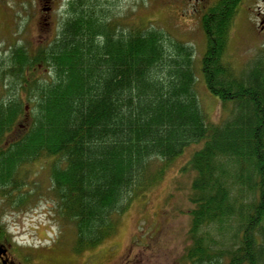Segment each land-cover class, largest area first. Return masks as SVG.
Instances as JSON below:
<instances>
[{
  "label": "trees",
  "instance_id": "obj_1",
  "mask_svg": "<svg viewBox=\"0 0 264 264\" xmlns=\"http://www.w3.org/2000/svg\"><path fill=\"white\" fill-rule=\"evenodd\" d=\"M98 3L72 0L35 59L20 46L0 59V201L21 208L38 196L23 191L21 169L45 160L44 198L74 227L79 255L108 240L167 164L200 145L188 163L195 177L183 260L264 264V49L246 66L227 59L242 0L202 8L201 73L209 93L232 104L218 124L199 103L193 48L157 29L122 32ZM38 63L47 77L28 78ZM14 76L18 84H6ZM17 86L29 96L28 120Z\"/></svg>",
  "mask_w": 264,
  "mask_h": 264
},
{
  "label": "rangeland",
  "instance_id": "obj_2",
  "mask_svg": "<svg viewBox=\"0 0 264 264\" xmlns=\"http://www.w3.org/2000/svg\"><path fill=\"white\" fill-rule=\"evenodd\" d=\"M71 1L0 0V59L7 60L18 46L26 48L35 59L40 48L58 35ZM97 1L122 32L130 28L157 29L175 42L190 45L194 52L195 89L204 116L211 124L228 118L232 104L226 107L210 94L201 73L207 42L202 8L218 0ZM229 40L227 59L235 66L248 65L264 49V0H242ZM47 71L45 64L38 63L28 69L26 76L42 80ZM18 79L10 77L6 84H18ZM20 89L17 86L28 120L29 96ZM199 147L187 148L185 154L167 164L163 175L119 217L114 234L79 255L74 227L57 220L52 203L44 198L51 186L49 166L41 167L46 161L24 166L21 180H26L27 187L23 191L37 189L38 196L24 197L21 208L0 201V223L13 245V255L23 264H186L183 258L190 244L192 207L189 199L195 177L188 163ZM162 164L155 163L159 167Z\"/></svg>",
  "mask_w": 264,
  "mask_h": 264
},
{
  "label": "flooded vegetation",
  "instance_id": "obj_3",
  "mask_svg": "<svg viewBox=\"0 0 264 264\" xmlns=\"http://www.w3.org/2000/svg\"><path fill=\"white\" fill-rule=\"evenodd\" d=\"M13 254V245L0 227V264H23V262H18Z\"/></svg>",
  "mask_w": 264,
  "mask_h": 264
}]
</instances>
